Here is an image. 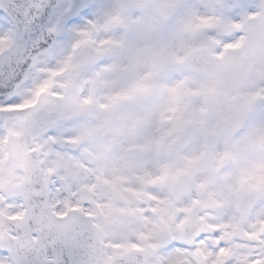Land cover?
Wrapping results in <instances>:
<instances>
[{"label": "snow or ice", "instance_id": "1", "mask_svg": "<svg viewBox=\"0 0 264 264\" xmlns=\"http://www.w3.org/2000/svg\"><path fill=\"white\" fill-rule=\"evenodd\" d=\"M0 264H264V0H0Z\"/></svg>", "mask_w": 264, "mask_h": 264}]
</instances>
